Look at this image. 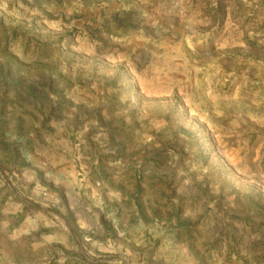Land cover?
I'll return each instance as SVG.
<instances>
[{
  "label": "rangeland",
  "instance_id": "374dc122",
  "mask_svg": "<svg viewBox=\"0 0 264 264\" xmlns=\"http://www.w3.org/2000/svg\"><path fill=\"white\" fill-rule=\"evenodd\" d=\"M0 264H264V0H0Z\"/></svg>",
  "mask_w": 264,
  "mask_h": 264
}]
</instances>
